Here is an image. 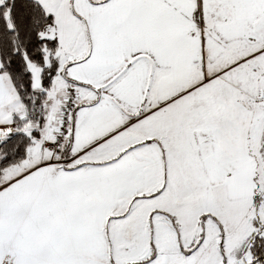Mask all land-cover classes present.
Listing matches in <instances>:
<instances>
[{
	"label": "snow or ice",
	"instance_id": "snow-or-ice-1",
	"mask_svg": "<svg viewBox=\"0 0 264 264\" xmlns=\"http://www.w3.org/2000/svg\"><path fill=\"white\" fill-rule=\"evenodd\" d=\"M0 264H264V0H0Z\"/></svg>",
	"mask_w": 264,
	"mask_h": 264
}]
</instances>
